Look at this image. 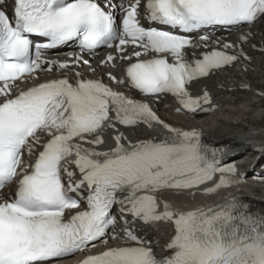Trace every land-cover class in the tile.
Masks as SVG:
<instances>
[{"label":"snow or ice","instance_id":"obj_1","mask_svg":"<svg viewBox=\"0 0 264 264\" xmlns=\"http://www.w3.org/2000/svg\"><path fill=\"white\" fill-rule=\"evenodd\" d=\"M257 21L264 0H0V264L97 248L78 264H264V214L182 199L246 179L223 163L228 149L153 106L170 97L177 115L210 111L204 81L250 59V33L213 44L210 31ZM70 45L67 60L44 58ZM101 48L112 51L94 66L86 56ZM100 70L110 84L92 78ZM42 72L59 75L36 82ZM137 128L147 134H126ZM160 225L164 256L146 231Z\"/></svg>","mask_w":264,"mask_h":264},{"label":"bare ground","instance_id":"obj_2","mask_svg":"<svg viewBox=\"0 0 264 264\" xmlns=\"http://www.w3.org/2000/svg\"><path fill=\"white\" fill-rule=\"evenodd\" d=\"M249 33L250 35H248ZM245 35H248V43L243 46V53L250 59L242 60L235 68L204 81L212 96L210 111L207 113L198 112L194 117L185 114L177 115L174 101L170 97L162 98L159 103L153 102V106L163 120L177 127L197 129L202 133L204 143L238 149L248 145L249 141H255L253 147L247 146V150H243L240 154V158L249 157L246 161L237 157L239 153L236 156L230 155L223 159V163L233 160L236 162L238 174L246 176L241 184L222 188L209 196L198 192L195 198H182L188 206H216L234 199L246 203L248 211L253 213L264 210V179L257 178L264 177V168H262L264 166V21H257L252 26L228 33L212 34L210 32L213 44L217 41L221 43L236 42L238 37ZM236 50L239 51V47ZM110 51L112 50H104L86 58L96 66ZM199 51L201 50L197 49V52ZM69 54L76 55L72 52L57 53L45 55L44 58L64 61L68 59ZM83 71L86 76L90 75L86 67ZM115 74L120 75L119 72ZM58 75L59 73L56 72L51 74L42 72L40 73L41 80L36 82H42L46 78ZM101 77L106 84H110L104 70L98 71L92 78ZM29 83H33V81H29ZM20 86L25 87V85ZM110 86L115 87L114 85ZM197 90V88H193L194 95ZM126 134L134 139L144 137L147 133L143 128H137L129 129ZM240 142H244L243 145L239 144ZM261 149L263 153H261ZM218 179L219 174L213 178V181ZM213 181L208 182L207 186H212ZM7 192L5 191V193ZM146 231L147 238L153 242L156 255H164L166 252L163 245L168 239V227L160 225L158 228H148ZM69 262L65 260L63 264Z\"/></svg>","mask_w":264,"mask_h":264},{"label":"rangeland","instance_id":"obj_3","mask_svg":"<svg viewBox=\"0 0 264 264\" xmlns=\"http://www.w3.org/2000/svg\"><path fill=\"white\" fill-rule=\"evenodd\" d=\"M243 143H244V142H243ZM243 143H242V142H240L239 144L243 145ZM221 144H223V143H221Z\"/></svg>","mask_w":264,"mask_h":264}]
</instances>
